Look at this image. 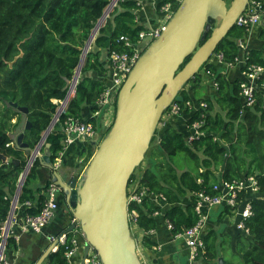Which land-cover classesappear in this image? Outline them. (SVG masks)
I'll return each mask as SVG.
<instances>
[{
    "label": "trees",
    "instance_id": "obj_1",
    "mask_svg": "<svg viewBox=\"0 0 264 264\" xmlns=\"http://www.w3.org/2000/svg\"><path fill=\"white\" fill-rule=\"evenodd\" d=\"M110 1L0 0V113L4 111L5 114V118H0V154L6 157L5 162L0 161V244L19 177L27 163V150H33L39 144L48 128L58 108V103L54 101L59 102L66 97L82 51ZM154 1L157 14L167 4L172 5L173 10L178 6L175 0ZM224 1L227 4L231 2ZM140 9L139 0H119L97 30L80 69L74 95L45 138V143L50 144V167L44 168L51 173L50 178L42 186L33 185L38 168L42 167L41 159L36 158L21 187L17 204H29L22 209L25 216L39 213L47 199L46 190L54 183L52 163L65 150L66 121L73 118L92 125L97 139L107 133L110 126L104 133L101 128L104 106L97 103L109 87L101 80L106 77V70L100 57L103 52L108 56L112 52H131L132 49L118 39L125 36L136 43L139 33L147 29V25L138 23L136 19ZM249 34L244 28H231L214 51L222 53L223 63L210 56L194 80L183 85L179 92L182 99L174 101L180 106V113L168 118L161 131L157 127L151 138L147 156L151 167L142 168L140 164L129 178L128 196L131 184L136 181L135 192L145 190L139 202L128 203L129 215L135 213V220L130 222L131 233L134 238L137 232L143 234L139 245L141 250L157 246L150 233L158 225L166 228V220L173 226L169 230L172 236L196 223L194 192L205 190L212 193L210 189L215 183L253 176L259 191L253 193L243 188L237 192V211L240 212L246 203L251 205L252 215L245 221L248 231L238 230L235 225L225 227L222 232L216 230L222 225L225 215H232L228 207L217 208V221H209L204 230L201 259L211 263L230 249L231 256L239 255L243 264H264V25L259 27L257 41L245 45L243 50L237 42ZM209 36L210 32L206 38ZM236 59L240 60L235 63ZM228 64H235L237 75L221 73V68ZM248 66L262 67L263 72L255 81L252 106L244 108L239 96V83L244 80L242 72ZM197 92H201L202 96L198 97ZM112 99L115 113V97ZM187 102L192 104V108L186 106ZM12 103L26 108V115L14 110L10 106ZM201 103H205L206 107H202ZM84 108L88 111L86 116H83ZM15 116L17 121L10 133L22 121L30 123V127L23 131L24 148L16 146L12 134L7 132L6 126ZM200 119H203L202 135L188 142L192 124ZM93 146L83 145L80 154ZM57 203L58 208L59 205L67 207L62 192L58 194ZM72 218L70 213L67 227L56 237L69 228ZM68 234L70 237L71 234ZM15 249V240L8 235L4 258ZM64 252V246L60 245L42 264H67ZM224 264L231 263L225 261Z\"/></svg>",
    "mask_w": 264,
    "mask_h": 264
},
{
    "label": "water",
    "instance_id": "obj_2",
    "mask_svg": "<svg viewBox=\"0 0 264 264\" xmlns=\"http://www.w3.org/2000/svg\"><path fill=\"white\" fill-rule=\"evenodd\" d=\"M250 1L231 0L227 4L224 0H182L159 37L149 44L139 46L141 54L115 94L113 121L107 133L93 142L96 149L82 176L78 179L71 176L63 180L57 171H53L54 183L65 195L66 205L78 221L84 237L80 264H84L90 250L97 254L101 264H144L137 252V240L131 233L127 194L129 178L143 161L163 112L173 101L182 99L179 92L183 85L194 80ZM108 12L106 8L82 51L71 82L73 85L78 81L85 55ZM208 32L210 36L206 38ZM187 58L189 60L184 63ZM10 106L24 115L28 112L26 108L17 107L14 103ZM61 110L60 106L39 144L33 150H27L29 157L14 196L16 203L35 155L41 152L38 158L42 166L50 167V144L45 143V138L57 122ZM29 127L30 123L26 122V129ZM23 136V133L19 134L14 141L20 148L26 147ZM227 156L228 152L224 163ZM0 161H6L2 154ZM12 213L13 206L3 227L0 259ZM73 228L74 225H70L65 233ZM49 239L50 245L34 264H42L54 252L57 239ZM217 262L225 263L221 256Z\"/></svg>",
    "mask_w": 264,
    "mask_h": 264
},
{
    "label": "built area",
    "instance_id": "obj_3",
    "mask_svg": "<svg viewBox=\"0 0 264 264\" xmlns=\"http://www.w3.org/2000/svg\"><path fill=\"white\" fill-rule=\"evenodd\" d=\"M119 0H111L107 9L109 12L112 10L113 7L116 6ZM182 0H175L177 4H179ZM173 6L167 4L162 6L159 12V18L161 17V22L157 25L151 27L148 26L146 30L141 31L138 35V39L136 43H132L127 37L121 36L118 41L122 42L125 46L131 48V52H112L109 56L110 61V69H111V85L104 90V92L100 95L97 103L101 106H108L114 104L112 97H115L118 89L125 81L128 73L130 72L132 66L138 59L141 54V49L139 46L141 44H149L154 41L157 37H159L161 31L164 29V25L166 24L167 20L171 17L173 13ZM108 12V14H109ZM264 25V2L262 0H251L248 7L245 8L242 14L235 21V26L244 28L248 33H251L252 30L256 27H260ZM238 47L241 49H246L245 44L243 43L242 39L238 40ZM214 60H217L219 63H223V55L222 53H213L211 55ZM240 59H236L235 63ZM244 60L240 62L243 63ZM227 67L232 68L235 67V64H228ZM263 72V68L259 66H248L246 70L242 72V76L244 80L239 83L240 93L239 96L242 98L243 107L250 108L254 102V90H255V81L258 79L260 74ZM206 74H211V72H206ZM72 85V86H71ZM71 88L67 93L66 97L57 102L58 108H62L60 114L64 112L66 108L67 102L73 95L75 85L71 83ZM216 86V83H214ZM186 106L192 108V104L187 102ZM202 107H206L205 103H201ZM57 108V110H58ZM114 109V106H113ZM181 108L176 102H172L167 111L163 112L161 119L163 120L160 123L163 126L164 122L173 116H176L180 113ZM114 114V111H113ZM203 117V115H202ZM59 118V117H58ZM160 119V120H161ZM58 121V119H57ZM161 122V121H160ZM203 125V119L195 121L191 126V134L188 136V142H191L197 139L199 136L202 135L200 128ZM110 125H108L109 127ZM104 133V131H103ZM64 134L65 138L63 143L66 146L72 144L77 139H93L96 138L95 130L93 129L92 125L82 123L77 119L69 118L64 127ZM61 154L55 159L52 163L53 169L56 171L60 166V157ZM41 156V152L36 154L35 157L38 158ZM29 157V156H28ZM34 158V160L36 159ZM28 160V159H27ZM34 162V161H33ZM22 174V173H21ZM21 177V175H20ZM19 177V179H20ZM200 183V180H198ZM19 183V182H18ZM136 185V186H135ZM137 187V181L131 185L129 191L131 192L128 203L130 201L139 202L141 197L145 195V190L141 189L138 192H135ZM246 188L250 192L257 193L259 191V186L255 177L250 176L247 179L241 180H234V181H220L215 183L211 186L210 191L212 193L206 192L205 190H199L193 193L194 196V207L193 210L197 215V221L193 226L185 228L181 233L177 234L176 237L182 238L186 247L189 250V260L195 261L198 258H201L204 250V242H203V234L204 230L208 223V214L211 210L217 208L228 207L231 209V214L237 217V221L235 222V226L238 230L247 232L248 230L245 227V221L250 218L252 215L251 205L246 203L242 210L239 212L238 210V203H237V192ZM60 188L55 184L51 183L47 190V199L45 200L42 208L40 209L39 213L36 216H24L22 220V228L24 230H29L34 233H40L41 230L50 222L53 218L56 210L58 209L57 197L60 193ZM163 199V196H159ZM157 199V197H155ZM14 198L12 200L13 211L16 206V201L14 202ZM29 205V204H26ZM13 214V213H12ZM157 214V213H155ZM12 217V216H11ZM135 213L133 212L132 215H129L130 222L131 220H135ZM11 220V219H10ZM166 226L169 230L173 228L172 224L169 221H165ZM70 225H74V228L67 233H62L57 238V245L54 248V251L60 246H64L65 248V258L67 264H77L76 258L77 254L80 253V248L82 247V243L84 242V237L82 236L81 230L79 228V223L76 219L72 218L70 221ZM68 233H70V237H68ZM83 241V242H82ZM85 244V242H84ZM141 249V248H140ZM141 251V250H139ZM138 252V248H137ZM139 254V252H138ZM140 257V256H139ZM6 264L4 260V256L0 259V263ZM84 264H101L99 257L97 254L90 250L86 259L84 260Z\"/></svg>",
    "mask_w": 264,
    "mask_h": 264
},
{
    "label": "crops",
    "instance_id": "obj_4",
    "mask_svg": "<svg viewBox=\"0 0 264 264\" xmlns=\"http://www.w3.org/2000/svg\"><path fill=\"white\" fill-rule=\"evenodd\" d=\"M139 4L141 5V9L136 13L137 14L136 19L138 20V23L144 26L147 25V27L148 26L153 27L161 22L162 16L159 18V14H157V12L155 11L154 0H139ZM252 32H255L256 34H255V38H253L250 41L251 44L254 43V41H257L256 38L259 32V27L253 30ZM244 41L245 39H243V43ZM100 62L102 63V66L106 70V77L101 80L110 86L112 82L111 73H110L111 67H110L109 56L106 52L102 53L100 57ZM221 73H225V74L229 73L230 75L231 74L237 75L238 68L223 67L221 68ZM90 75L93 76L94 74L91 73ZM65 110L66 108L64 109V111ZM113 111L114 109L112 102L110 105L104 106L103 114L101 116V128L103 131H105L106 128H108L109 118L113 116L112 115ZM87 114L88 111L86 108H84L83 116H86ZM16 121H17V117L15 119V122ZM26 122L27 121H22V123L16 128V130L11 133L13 136L12 137L13 142L15 141V139L18 137L19 134L23 133L24 129L26 130ZM96 139L97 138H93L90 140L77 139L72 144L65 147V150L60 157L61 158L60 166L57 169L58 174L60 175V177H62L63 180H68L71 176L77 179L82 176L84 172V167H83L84 160L80 157L79 150L83 145L86 144L93 145V142H95ZM75 158H78V160L77 161L74 160ZM50 174L51 173L46 171L43 166L42 167L40 166V168H38L37 171V179L33 185L42 186L44 183H46L49 180ZM26 206L29 205L16 204L11 220L9 222L7 237L8 235L13 237L16 243V249L9 252L7 257L4 258L6 264H34L41 255V253L50 245L51 240L49 238L50 237L57 238L58 236L56 237V235L61 230L66 228L68 225L70 218V211L68 207L59 205V208L56 210L53 218L41 230L40 233H34L29 230H24L22 228V220L25 214L22 213V209ZM211 211L208 214V218H209L208 222L211 219L210 216ZM218 212L219 211H217L216 215L212 216L213 219L215 220L217 219V217L219 216ZM226 216L228 215H225L223 217V222ZM166 228L163 225H158V228L150 233L151 240L154 241L157 244V246L154 247L153 249H148L145 251L141 250L139 246L143 234L140 232L136 233L137 248L139 252L138 255L140 256V259L144 264H207L201 258L191 262L189 260V250L186 247L183 239L176 237V235L172 236L171 233L169 232V229ZM216 230L222 232L223 230H225V228L222 229L220 225L217 227ZM83 246H84V242L82 243V247ZM82 254H83V248H80V253L77 254V258H76L77 264H80ZM209 264H214V263L212 262Z\"/></svg>",
    "mask_w": 264,
    "mask_h": 264
},
{
    "label": "rangeland",
    "instance_id": "obj_5",
    "mask_svg": "<svg viewBox=\"0 0 264 264\" xmlns=\"http://www.w3.org/2000/svg\"><path fill=\"white\" fill-rule=\"evenodd\" d=\"M217 23H218V22H217ZM255 29H257V27L254 28L253 30H255ZM253 30H252V31H253ZM255 34H256L255 32H251L249 35H247V36L245 37V41H244L245 45L249 46V45L251 44L250 41H251L253 38H255ZM197 96H198V97L202 96V93H201V92H197ZM13 109H14V108H13ZM0 110H1V109H0ZM14 110H16V109H14ZM6 112H7V111H6ZM2 114H3V115H2ZM4 115H5V114H4V111H3V113H0V118H1V116H3V117L1 118V120H2L3 118H5ZM112 115H113V113H112ZM15 119H16V116H15L14 118H11L10 121H9V123H8V125L6 126V128H7V132H8V133H10V129L12 128V125L15 124ZM112 121H113V116H111V118H109L108 125H111ZM160 123H162V121H161ZM160 123H159L158 126H157V127L160 128L159 131H161V129H162ZM11 133H12V132H11ZM11 133H10V134H11ZM12 137H13V136H12ZM11 144L13 145V143H11ZM76 144H77V143H76ZM95 149H96V146L88 147V148H86V151L83 153V155L80 154V157L84 160V161H83V165H84L83 167H84V169H85V167L87 166L88 162L90 161V159H91V157H92V155H93ZM148 151H149V149H148ZM148 151H147V153L145 154V157H144L143 161L141 162V167H142V168L147 167L148 165L151 167V165H152L151 161H150V163H149V160H148V158H147V156H148ZM74 160L77 161L78 158H75ZM131 185H133V183H132ZM220 209L222 210L223 208H220ZM217 211H218L217 209L211 211V215H210V216H211V219H210V221H214V219H213L212 216L216 215ZM236 219H237V217H235V216H233V215H228V216H226L225 219H224V222L222 223L223 225H221V228L223 229V228H225V227H232V226L234 227L235 222H236ZM180 239H181V238H180ZM222 258H223L224 261H228V262H230L231 264H243V263H242V260H241V258H240L239 255H235L234 257L231 256L230 249H226V251L223 253V257H222Z\"/></svg>",
    "mask_w": 264,
    "mask_h": 264
},
{
    "label": "flooded vegetation",
    "instance_id": "obj_6",
    "mask_svg": "<svg viewBox=\"0 0 264 264\" xmlns=\"http://www.w3.org/2000/svg\"><path fill=\"white\" fill-rule=\"evenodd\" d=\"M205 262V261H204ZM212 263V262H211ZM213 263L214 264H218V262H217V259L215 260V261H213ZM207 264H209V263H207Z\"/></svg>",
    "mask_w": 264,
    "mask_h": 264
},
{
    "label": "clouds",
    "instance_id": "obj_7",
    "mask_svg": "<svg viewBox=\"0 0 264 264\" xmlns=\"http://www.w3.org/2000/svg\"><path fill=\"white\" fill-rule=\"evenodd\" d=\"M261 27V26H260ZM258 28V27H257Z\"/></svg>",
    "mask_w": 264,
    "mask_h": 264
}]
</instances>
